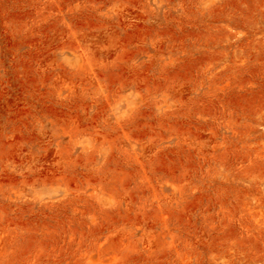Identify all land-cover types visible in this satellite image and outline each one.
Returning a JSON list of instances; mask_svg holds the SVG:
<instances>
[{
    "label": "rangeland",
    "instance_id": "374dc122",
    "mask_svg": "<svg viewBox=\"0 0 264 264\" xmlns=\"http://www.w3.org/2000/svg\"><path fill=\"white\" fill-rule=\"evenodd\" d=\"M0 264H264V0H0Z\"/></svg>",
    "mask_w": 264,
    "mask_h": 264
}]
</instances>
